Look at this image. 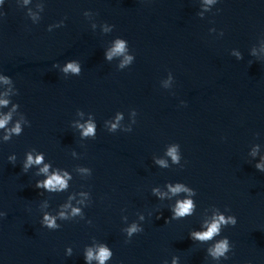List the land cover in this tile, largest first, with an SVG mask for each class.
Listing matches in <instances>:
<instances>
[{
    "label": "clouds",
    "instance_id": "1",
    "mask_svg": "<svg viewBox=\"0 0 264 264\" xmlns=\"http://www.w3.org/2000/svg\"><path fill=\"white\" fill-rule=\"evenodd\" d=\"M28 0H25V3H27ZM214 0H206V3L211 4L213 3ZM0 3H3V0H0ZM126 51V45L125 41L123 39H117L115 42V46L111 49L110 52L107 53V58L111 59L113 56L116 55H122ZM133 57L132 56H125L124 60L121 64V67H123L126 64H129L132 61ZM65 72L71 71L73 73H79L80 68L76 63H68L66 67L63 69ZM5 82L7 83V79H5ZM8 101L7 100H0V105H7ZM15 108V106H14ZM121 119V116L118 114L117 115V123L112 124L111 129L114 131L117 128V124L119 120ZM11 120V113L4 115L3 118H0V129L5 128V126L8 124V122ZM80 127L83 129V135L84 136H90L95 134V129L96 125L92 122L87 123V125H80ZM22 132L20 123L18 122L13 128L8 130V134L4 137L6 140L9 139V137L12 134H15L19 136ZM170 157H172L174 162L179 161V157L177 156L176 148H170L168 153ZM9 160H14V157H9ZM43 161V156L42 155H37L35 158H33L32 154L29 153L27 155V161L24 164V169L26 170L33 164H41ZM161 165H164V161H158ZM258 168H260V165H257ZM49 169V165L45 164L40 171L42 173L47 174ZM65 177H67V173L64 174ZM37 188L44 187L49 191H56V190H63L67 187V182L66 179L61 177L60 175L53 174L49 176L45 181L37 182L36 184ZM170 187V191L173 194L179 193L181 191L185 192H190L191 195L196 194L195 190H189L187 188H184L182 184H177L175 187ZM194 210V205L191 200H185V201H178L177 205L174 209L175 216L176 217H184L186 215H189L193 212ZM79 214V209H73V215ZM60 217L64 218V213H60ZM142 218V217H141ZM237 223L236 217L235 216H229L225 218L224 215L222 214H217L213 217L212 221L210 224L207 225V231L205 232H194L192 233V236L200 241H208L213 239L214 236L219 235L221 227L222 226H235ZM43 224L47 226L49 229H58L60 225L56 224L55 217L45 215L43 219ZM138 229L135 224H133L130 228L127 229L128 235L131 236L132 233L137 232ZM230 251L229 247V240L227 237H224L221 239L219 242H217L214 247L209 249V254L215 258L219 259L220 257H224L227 259V253ZM71 254V250L69 249V255ZM112 252L105 246H101L97 250H93L91 248L87 249L86 255H85V260L87 262L92 261L93 259L97 260L99 264H105L107 260H109L112 257Z\"/></svg>",
    "mask_w": 264,
    "mask_h": 264
}]
</instances>
